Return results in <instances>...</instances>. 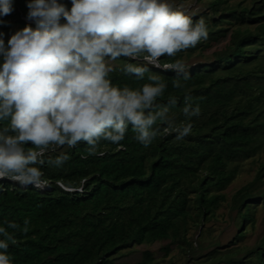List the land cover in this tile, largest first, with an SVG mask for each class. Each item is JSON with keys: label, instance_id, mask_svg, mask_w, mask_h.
<instances>
[{"label": "trees", "instance_id": "obj_1", "mask_svg": "<svg viewBox=\"0 0 264 264\" xmlns=\"http://www.w3.org/2000/svg\"><path fill=\"white\" fill-rule=\"evenodd\" d=\"M229 1L209 0V10L199 14H188L182 6L174 8L194 24L203 18L208 37L173 57L162 56L161 65L183 60L186 52L209 48L231 35L230 43L215 50L211 60L185 64L190 78L182 81L184 87L174 88L177 74L163 68L147 65L143 79L120 70L125 63L144 65L142 59L120 57L108 76L120 88L140 89L152 83L149 76L158 75L167 87L156 103L164 105L176 97L171 112L178 121L185 119L181 109L184 95L190 94L193 107L201 110L192 117L190 135L177 141L175 133H162L144 147L129 126L119 143L101 140L95 155L87 152L83 141L72 148L49 150L46 160L61 152L70 158L61 167L37 165L48 181L43 190L0 180V226L19 225L8 228L17 239L7 249L12 264H112L122 249L158 239H171L163 246L168 253L173 244L188 241L191 221L198 223L215 213L225 199L218 191L235 179L239 161L264 146V0L251 5ZM61 2L71 7V0ZM12 4L14 10L0 17L6 21L0 24L6 44L14 23L35 27L25 19L28 0H12ZM224 22L235 28L231 31V26H222ZM9 123L0 121V130ZM261 197L264 189L258 195L249 185L237 190L241 225L235 239L244 237L246 225L256 222L252 209ZM25 219L29 220L26 232ZM221 253L228 255V264H264V234L246 256L234 258L229 250L214 248L210 261L202 264H217ZM152 258L145 250L143 260L135 264H150Z\"/></svg>", "mask_w": 264, "mask_h": 264}, {"label": "clouds", "instance_id": "obj_2", "mask_svg": "<svg viewBox=\"0 0 264 264\" xmlns=\"http://www.w3.org/2000/svg\"><path fill=\"white\" fill-rule=\"evenodd\" d=\"M27 7L34 28L15 31L7 44L0 32V121L10 120L0 130V180L43 190L48 181L37 165L61 167L70 158L61 152L46 160L49 150L83 141L95 155L101 140L119 143L129 126L144 147L162 133H175L177 141L192 133V117L201 110L190 94L178 121L171 112L176 97L156 103L167 87L158 75L140 89L120 88L108 76L118 58L142 59L144 65L125 63L120 70L143 79L147 65L163 68L177 74L174 88L184 87L190 75L183 60L161 65L160 58L207 39L203 18L194 24L168 0H71L70 8L61 0H28ZM13 10L12 0H0V17ZM28 224L25 219L23 231ZM8 228L19 225L0 226V264H12L7 249L17 243Z\"/></svg>", "mask_w": 264, "mask_h": 264}, {"label": "rangeland", "instance_id": "obj_3", "mask_svg": "<svg viewBox=\"0 0 264 264\" xmlns=\"http://www.w3.org/2000/svg\"><path fill=\"white\" fill-rule=\"evenodd\" d=\"M254 0H230V4L251 5ZM209 0H168L173 8L182 6L188 14H199L209 10ZM210 14V11L208 12ZM27 21H30L25 17ZM231 26V23H223L222 26ZM25 25L14 23L6 36H11L15 31L24 28ZM231 41V35L217 41L209 48H200L192 52H186L183 62L186 65H193L198 62L208 61L214 58L215 50L223 48ZM113 64L115 63L112 62ZM261 173V178L258 174ZM249 185L255 195L260 194L264 189V146L258 150L256 155L239 161V172L235 179L225 188L219 190L225 194V199L220 202L215 213L199 222H190L188 241L180 244H173L170 252L166 253L163 246L171 239H158L152 242L134 244L129 248L122 249L113 259L112 264H135L142 261L144 251L150 250L152 260L150 264H202L210 261L209 252L214 248L223 252L229 250L234 258L246 256L248 251L260 240L264 234V198L252 212L255 213L256 222L246 225L247 231L244 237L235 239L237 229L241 225L239 207L235 203V194L241 187ZM221 252V251H220ZM222 254V253H221ZM224 253L217 257V264H228Z\"/></svg>", "mask_w": 264, "mask_h": 264}, {"label": "built area", "instance_id": "obj_4", "mask_svg": "<svg viewBox=\"0 0 264 264\" xmlns=\"http://www.w3.org/2000/svg\"><path fill=\"white\" fill-rule=\"evenodd\" d=\"M165 65V64H164ZM59 184H61L63 187H66L65 185L62 184V182L58 181Z\"/></svg>", "mask_w": 264, "mask_h": 264}]
</instances>
